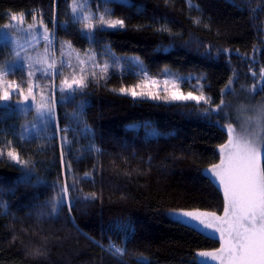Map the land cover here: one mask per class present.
Here are the masks:
<instances>
[{"label": "trees", "instance_id": "obj_1", "mask_svg": "<svg viewBox=\"0 0 264 264\" xmlns=\"http://www.w3.org/2000/svg\"><path fill=\"white\" fill-rule=\"evenodd\" d=\"M72 3L0 0V26L12 14L37 16L55 34L57 55L68 41L113 65L106 80L89 76L88 87L65 100L60 81L79 66L58 56L63 74L36 79L55 101L50 119L31 122L33 110L0 105V264H194L198 251L221 241L175 223L170 212L224 214V192L204 173L220 162L224 126L237 128L264 103V0H92L126 25L98 31L95 41L74 20ZM113 54L141 57L151 77L167 68L192 75L182 90L202 85L211 105L120 94L140 82V70L130 61L121 68ZM8 76L22 78L24 69ZM221 100L222 110L206 114ZM9 141L26 167L7 158ZM65 185L63 205L49 215ZM110 245L126 253L114 256Z\"/></svg>", "mask_w": 264, "mask_h": 264}, {"label": "snow or ice", "instance_id": "obj_2", "mask_svg": "<svg viewBox=\"0 0 264 264\" xmlns=\"http://www.w3.org/2000/svg\"><path fill=\"white\" fill-rule=\"evenodd\" d=\"M78 7L80 12L78 14ZM74 17L77 22L83 23V30L87 34V39L95 41V35L98 31L102 32L105 29H122L125 21L123 19H111V13L105 9L104 14L98 17L92 14H84V5H76L73 0L72 8ZM11 20L20 24L24 22V14H12ZM198 22V21H196ZM43 32L32 34L28 33L30 39H26V43L38 42L39 40L47 41L51 44L52 40L49 35V30L40 21ZM5 28L8 25L4 26ZM29 29L33 26L29 25ZM4 39H8V34H4ZM71 48V44L65 42V45ZM48 52L46 47L45 53ZM111 55L110 51L108 52ZM19 57V53H16ZM88 61L79 60V71L73 70L71 77L65 76L60 81L59 92L62 94V99L74 100L76 95L88 87L89 76L97 82L100 79L106 80L110 67L107 60L102 63L97 61L94 52L85 53ZM20 59H24L20 57ZM31 60V57L28 58ZM37 63L46 64V67L36 69L42 75L51 77L53 80L62 75L64 67L61 61L60 69L57 68L55 59L49 61L47 57L43 60H37ZM119 67V63H115ZM140 82L119 88L122 95L131 96L133 99L147 98L151 100L164 99L165 102H188L193 101L195 104L211 105V98L203 94L202 85H193L192 90L186 93L181 89V81L178 79H164L163 82L151 79L149 74L142 67L140 62ZM71 68V64H68ZM91 68L89 72L88 68ZM28 75L31 78L34 75L32 63L28 64ZM98 70V72H97ZM7 75V70L0 68V102H7L13 98V95L19 93L23 100H17V105H27L29 97L35 100L33 95L32 85L28 86L27 93L19 84L8 81L5 82L4 77ZM255 75V73H254ZM261 78L264 79V71L261 72ZM231 83V82H230ZM161 85L164 95H160ZM255 89V83L252 85ZM199 92L200 94H194ZM51 98L44 99L36 106V111L41 119L51 118L52 108L49 105L54 104ZM224 101L221 100L220 105L210 107L206 110V114L222 110L221 106ZM83 105L81 104L80 107ZM21 110H27L21 108ZM257 127L259 131L256 133H248L246 130L238 131L232 123L224 126L227 134V143L219 146L220 162L212 164L205 170L206 178L215 184L217 187H222L224 192V214L218 216L215 212H203L200 210H179L174 211L171 215L174 217V222L181 224L184 227L190 228L193 231L204 233L211 229L212 235L219 233L221 246L213 251H198L194 260V264H210L212 261L218 264H264V105L257 110ZM99 151V149H95ZM5 152L0 150V157H3ZM63 155V153H62ZM6 156L10 161L23 166L28 165V161L21 158L20 154L11 146V141L8 142V150ZM87 178V174H86ZM69 188L67 185L61 189V199L57 201L51 209L49 215L58 213L59 207L64 203V196L68 194ZM95 193L84 197L85 201L95 199ZM71 212L72 205H68ZM73 227L75 225L72 221ZM77 230L79 231L78 227ZM109 251L114 256H122L126 253V248L121 249L110 245Z\"/></svg>", "mask_w": 264, "mask_h": 264}, {"label": "rangeland", "instance_id": "obj_3", "mask_svg": "<svg viewBox=\"0 0 264 264\" xmlns=\"http://www.w3.org/2000/svg\"><path fill=\"white\" fill-rule=\"evenodd\" d=\"M115 1L124 2V3L130 2V0H115ZM75 2L77 6H79L80 4L84 5V14H92L95 17H98L100 14H104L101 10H97L94 8V6H92L91 4L92 0H75ZM72 8H73V3L71 6V11H72ZM79 12H80V9L78 7V14ZM72 14H73V11H72ZM73 17H74V14H73ZM74 20L76 21L75 17H74ZM40 21H42V19L37 16L33 17L32 19H28L26 14H24V22L22 24L16 21L10 20L8 23L0 26V68H4L7 70V75L4 77V80L5 82L12 81V82H15L16 84H19L25 93H27L28 86L31 84L33 95L35 96V100L29 97L27 105H17V100H23V97L21 96V99L18 98L17 96L19 95V93H16L13 95V98L10 101L0 102V105H7V106L10 105L11 107H15L16 109H18L21 113L27 114V115H29L30 111L33 110L35 113L33 114L31 122L34 121V118L40 119L36 111V106L41 103L42 97L44 99L50 98L48 87L46 86L43 88L41 83L38 82V80H36L38 75L44 76L42 75L40 71H36V69L44 68L46 67V64L37 63L36 61L43 60L46 56L49 61H51L52 59H55L56 62L58 63V60H59L58 56H59L60 60H64L67 68H69L68 64H71V63H73V65L76 64V66L80 67L79 60L81 59L88 61V57L85 55L87 51L83 53L78 52L72 46L71 43H70L71 48L63 46L65 45V42H68V41L61 42L59 55H57L58 54L57 39H56L55 34H52L49 29H48L49 35L52 40L51 44L43 40H39L38 42H33L31 44L26 43V39H30V37L28 36L29 32H31L32 34H35L37 32H40V33L43 32V28L40 25ZM78 23L81 25L82 31L86 34V32L83 30V23L82 22H78ZM5 25H8V27L5 28L4 27ZM29 25H32L33 27L29 29L28 27ZM43 25L46 26L44 22H43ZM5 33L8 34L7 40L4 39ZM46 47L48 48L47 53H45ZM16 53H19V57L16 55ZM20 57H23L24 59H20ZM29 57H31V60L28 59ZM112 57L118 58L121 68L126 66V63L130 61V62L135 63L138 69L140 70V67L138 65H140V62H142V67L146 71L144 60L139 56H119V55L113 54ZM106 60L109 62V64L112 61V59H106ZM29 63H32L33 65L32 70L34 72V75L31 78L28 75V72H29L28 64ZM19 69H24V76H21L22 78H17L16 76H8L11 73H16ZM88 70L90 72L91 68L89 67ZM67 73H70V71H67ZM149 77L151 79H156L161 82H163L164 79H168V78L178 79L181 81V84H182V82L186 78H189V77L191 78L192 75H185L183 73H179L172 69L167 68L165 69V72L161 77H151V76ZM37 82H38V85H37ZM184 92L186 93L187 91H184ZM194 94L199 95L200 93H194ZM160 95L161 96L164 95L163 90H162V85H161ZM143 99H147V98H138L136 100H143ZM148 100H151V99H148ZM153 101H164V99L153 100ZM188 102H193V101H188ZM166 103H171V102H166ZM262 105H264V103L258 104L255 108L251 109L247 115L244 114L243 117L240 118V122L237 127L238 131L246 130L248 133H256L259 131V128L257 127L256 113L259 107ZM22 107L26 108L27 110H21ZM37 125H33V127ZM33 127H31V129ZM261 135H264V133H261ZM220 188L222 189V187ZM174 211H179V210H172L170 214ZM204 233L210 235L213 238L220 240L219 239L220 234L215 233V235L213 236L211 229L206 230ZM210 264H218V262L212 261L210 262Z\"/></svg>", "mask_w": 264, "mask_h": 264}]
</instances>
